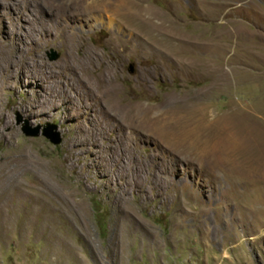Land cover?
Here are the masks:
<instances>
[{
    "label": "rangeland",
    "instance_id": "374dc122",
    "mask_svg": "<svg viewBox=\"0 0 264 264\" xmlns=\"http://www.w3.org/2000/svg\"><path fill=\"white\" fill-rule=\"evenodd\" d=\"M134 1L153 30L107 10L70 31L77 59L101 54L95 74L112 65L136 131L82 93L51 94L39 67L1 89L0 264H264V0ZM40 2L0 0V38L20 28L18 46L67 85L57 18L26 42Z\"/></svg>",
    "mask_w": 264,
    "mask_h": 264
},
{
    "label": "bare ground",
    "instance_id": "6f19581e",
    "mask_svg": "<svg viewBox=\"0 0 264 264\" xmlns=\"http://www.w3.org/2000/svg\"><path fill=\"white\" fill-rule=\"evenodd\" d=\"M31 1L35 2V0H30V2ZM40 1V8L47 14L48 20L46 16L43 19L41 12L32 9L33 5L30 3V11L33 14V18H31L32 21L24 19L30 22V26L25 35L28 38L26 42L27 44L34 45L39 41L41 35L42 37L48 35L49 31H51V26L49 25L47 27L46 22L50 21L55 23V19L57 18L59 25L64 30L65 39L70 50L69 55H67V59L64 62V68H68L67 70H69L71 75L67 83V85L70 86V89L67 85H64L63 82L59 81L57 73L52 71L50 67H47L42 60L27 56V53L18 46L19 39L17 37L18 34L21 35V33H18L20 28L11 24L7 27V33L9 34L8 37H10V35H15L16 42L11 44L10 41H6L7 39L2 40L0 38V91L8 84V80L13 78L14 73H21L25 67L35 69L36 67H39L43 70L44 74L46 73L53 79V89L51 88V91L53 92H51V94H69L70 91L79 94L82 93L99 106H102V112L105 116L113 120H121L124 118L125 129L136 131L137 110L133 105L122 104V101L118 99L119 88L116 83V76L113 72L112 65H106L101 72L95 74V65L102 62L101 54L96 48L89 46L85 48L80 58L77 59L71 53V49L74 48L76 42V34L71 32L70 28L73 22H80L84 18H88L92 13L102 15L103 12L109 10L114 16L111 19L112 24L123 19L126 24L130 23L131 28H138L140 26L147 29L152 28L153 30L152 21L155 19L153 14L147 8L140 7L134 0H93L91 2L80 0ZM55 9H57V14H55ZM35 20H43V24L40 26L35 25ZM113 49L115 51L118 49L116 39L113 41ZM97 130L92 133L95 135V137L92 138L93 140H98L99 132L101 131L102 133L105 131L102 126L99 128V132H97ZM127 138L130 140L129 142H131L133 137L129 133ZM225 138L226 137H224V139ZM220 143H228V141L221 140Z\"/></svg>",
    "mask_w": 264,
    "mask_h": 264
},
{
    "label": "water",
    "instance_id": "95a60500",
    "mask_svg": "<svg viewBox=\"0 0 264 264\" xmlns=\"http://www.w3.org/2000/svg\"><path fill=\"white\" fill-rule=\"evenodd\" d=\"M58 57V53L55 52L54 50H51L50 54H49V58L51 60H54ZM130 69L132 70V68L130 67ZM53 129H56L55 125H48V129H45L42 131L43 136H45L51 143L53 144H58L60 142V136L59 133L57 131H52ZM23 133L27 136H37L39 134V131L36 130H29L27 128H24Z\"/></svg>",
    "mask_w": 264,
    "mask_h": 264
}]
</instances>
